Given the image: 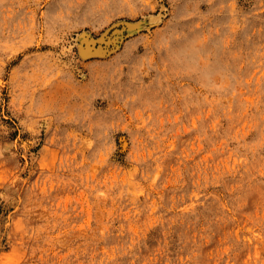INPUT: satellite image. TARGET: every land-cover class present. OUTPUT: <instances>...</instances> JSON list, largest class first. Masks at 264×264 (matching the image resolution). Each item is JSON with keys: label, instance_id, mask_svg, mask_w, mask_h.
<instances>
[{"label": "rangeland", "instance_id": "obj_1", "mask_svg": "<svg viewBox=\"0 0 264 264\" xmlns=\"http://www.w3.org/2000/svg\"><path fill=\"white\" fill-rule=\"evenodd\" d=\"M0 264H264V0H0Z\"/></svg>", "mask_w": 264, "mask_h": 264}, {"label": "bare ground", "instance_id": "obj_2", "mask_svg": "<svg viewBox=\"0 0 264 264\" xmlns=\"http://www.w3.org/2000/svg\"><path fill=\"white\" fill-rule=\"evenodd\" d=\"M132 27H133V26H132ZM130 29H132V28H130ZM133 29H134V28H133ZM122 31H123V30H122ZM122 31H121V32H122ZM82 37H83V36H82ZM81 40H82V39H81ZM113 42H114V41H113ZM89 45H90V44H89ZM86 46H87V45H86ZM82 49H84V47H83ZM89 49H90V48H89V47H87V48L85 49L84 53H85V52L87 53L88 51H90ZM91 50H92V49H91ZM94 52H95V51H94ZM92 53H93V51H92ZM90 54H91V52H90ZM84 55H85V54H84ZM123 141H124V143H123V144H124V146H125L126 142H125V140H124V139H123ZM124 146H123V147H124Z\"/></svg>", "mask_w": 264, "mask_h": 264}]
</instances>
